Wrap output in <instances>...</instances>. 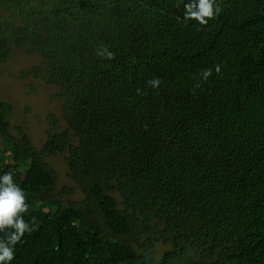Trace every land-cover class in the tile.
<instances>
[{
  "label": "trees",
  "instance_id": "16d2710c",
  "mask_svg": "<svg viewBox=\"0 0 264 264\" xmlns=\"http://www.w3.org/2000/svg\"><path fill=\"white\" fill-rule=\"evenodd\" d=\"M187 2L0 0V62L38 55L19 75L56 87L64 123L49 114L36 146L0 99V175L39 225L11 264H264V0H216L207 26Z\"/></svg>",
  "mask_w": 264,
  "mask_h": 264
},
{
  "label": "rangeland",
  "instance_id": "374dc122",
  "mask_svg": "<svg viewBox=\"0 0 264 264\" xmlns=\"http://www.w3.org/2000/svg\"><path fill=\"white\" fill-rule=\"evenodd\" d=\"M38 62V55L26 53L20 47L12 50L8 58L0 62V99L10 105L6 115L8 130L15 133L14 126L21 125L30 140L36 146L45 137V129L50 127L48 115L52 114L57 120V126L63 127L64 123L60 118V106L52 94L56 92V87L47 85L39 79L31 76L20 77V71L29 69L31 65ZM50 165L57 174V187L74 188L71 182L65 163L61 155H53L47 158ZM81 195L75 189L73 193H62L61 199H77ZM155 255L160 256L164 249L169 248V244L156 242ZM191 252L188 250L171 264H191Z\"/></svg>",
  "mask_w": 264,
  "mask_h": 264
},
{
  "label": "clouds",
  "instance_id": "9594fccd",
  "mask_svg": "<svg viewBox=\"0 0 264 264\" xmlns=\"http://www.w3.org/2000/svg\"><path fill=\"white\" fill-rule=\"evenodd\" d=\"M179 7V3L177 4ZM184 19L195 20L201 26H207L209 20L215 19L222 11L221 6L216 0H189L184 4ZM97 56L106 59H114V53L108 50L106 46H101L96 53ZM216 73L220 72V66H215ZM212 75L211 69H205L202 72V79H207ZM152 88L160 86V79L154 78L147 81ZM200 84L196 83L195 88ZM141 90L137 89V94ZM29 204L27 195L14 180L12 172H5L0 175V232L6 235L0 239V264H11L15 259V245L21 241L25 233L31 234L39 227L35 217H32L31 223L24 219V214L28 213ZM10 230V231H8Z\"/></svg>",
  "mask_w": 264,
  "mask_h": 264
}]
</instances>
